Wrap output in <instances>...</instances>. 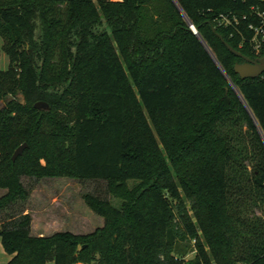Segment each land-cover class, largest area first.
<instances>
[{
  "label": "trees",
  "instance_id": "16d2710c",
  "mask_svg": "<svg viewBox=\"0 0 264 264\" xmlns=\"http://www.w3.org/2000/svg\"><path fill=\"white\" fill-rule=\"evenodd\" d=\"M252 4L0 0V210L28 198L23 176L104 180L122 199L85 194L105 220L86 234L7 216V264H264V73L241 78L217 35L262 56Z\"/></svg>",
  "mask_w": 264,
  "mask_h": 264
},
{
  "label": "rangeland",
  "instance_id": "374dc122",
  "mask_svg": "<svg viewBox=\"0 0 264 264\" xmlns=\"http://www.w3.org/2000/svg\"><path fill=\"white\" fill-rule=\"evenodd\" d=\"M8 64L9 60L1 49L0 40V69H6ZM21 180L28 190V198L16 202L9 209L0 210V224L7 222V216L17 217L21 213H29L33 218L32 235H49L65 230L86 234L102 226L104 218L89 208L84 199L85 194L110 199L118 208L122 204L121 198L108 193V185L104 180H73L69 177H48L38 180L27 176H23ZM137 183L136 180H130L126 185L132 188ZM5 192L6 189L0 188V196ZM184 245L185 241L179 242L180 247ZM195 254L196 251L192 250L181 258L188 260L194 258ZM11 257L12 254L5 251L0 237V264H7Z\"/></svg>",
  "mask_w": 264,
  "mask_h": 264
},
{
  "label": "water",
  "instance_id": "95a60500",
  "mask_svg": "<svg viewBox=\"0 0 264 264\" xmlns=\"http://www.w3.org/2000/svg\"><path fill=\"white\" fill-rule=\"evenodd\" d=\"M190 28L195 34L198 35V31L192 23H190ZM217 35L221 39V41L226 45L230 52L236 54L244 60L243 62H237L234 64V71L241 78H255L264 73V53L260 57L250 58L249 56L244 55L241 51L234 49L228 42L223 39L221 35ZM34 108L49 109V104L45 101H37L34 103ZM27 146L28 144L26 142L20 144L14 151L12 159L15 160L20 154H22L23 150Z\"/></svg>",
  "mask_w": 264,
  "mask_h": 264
},
{
  "label": "built area",
  "instance_id": "2783aa9c",
  "mask_svg": "<svg viewBox=\"0 0 264 264\" xmlns=\"http://www.w3.org/2000/svg\"><path fill=\"white\" fill-rule=\"evenodd\" d=\"M257 4L251 5V14L258 18V23L250 22L248 23V28L252 31L249 42L251 45L252 52L256 56H260L262 49L264 47V10H261L259 3H264V0H255ZM248 15H244L242 19L246 20ZM220 20L225 25H238L239 19L233 14L232 17L229 15H220Z\"/></svg>",
  "mask_w": 264,
  "mask_h": 264
}]
</instances>
